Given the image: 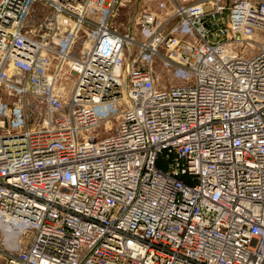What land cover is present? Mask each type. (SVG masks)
Masks as SVG:
<instances>
[{"label":"built area","instance_id":"2783aa9c","mask_svg":"<svg viewBox=\"0 0 264 264\" xmlns=\"http://www.w3.org/2000/svg\"><path fill=\"white\" fill-rule=\"evenodd\" d=\"M126 1L0 0V264H264V0Z\"/></svg>","mask_w":264,"mask_h":264},{"label":"rangeland","instance_id":"374dc122","mask_svg":"<svg viewBox=\"0 0 264 264\" xmlns=\"http://www.w3.org/2000/svg\"><path fill=\"white\" fill-rule=\"evenodd\" d=\"M161 0H127L124 5H120L116 9L115 16L112 18L111 23L119 27L122 32L133 31L137 29L136 17L137 13L142 9H158V4ZM169 1V0H167ZM41 7L36 5L33 13V18H38L40 15ZM90 31V29H86ZM85 30H81L77 41L74 44L72 49L73 55L77 57L87 56L91 47L93 38L91 35L86 33ZM139 52L137 48L133 47L132 59H138ZM139 62V61H138ZM141 65H147L146 63L139 62ZM152 69L156 74V87L165 88L172 84H177L183 81L184 78L178 76V69L174 65L166 64L160 58H154L152 60ZM70 83H73V80H70ZM69 88V86H68ZM0 97L5 103L10 105L15 99L12 94H10L7 89L0 88ZM27 105V115L28 122L30 127H35L42 119V114H45L44 104L40 99L27 96L26 97ZM118 119L112 121L111 125L106 129L105 127L100 128V135L111 134L116 128Z\"/></svg>","mask_w":264,"mask_h":264}]
</instances>
